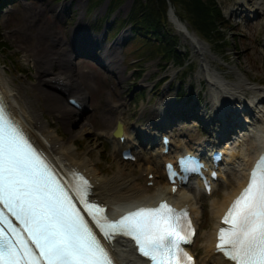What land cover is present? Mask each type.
Returning <instances> with one entry per match:
<instances>
[{
    "label": "snow or ice",
    "instance_id": "snow-or-ice-1",
    "mask_svg": "<svg viewBox=\"0 0 264 264\" xmlns=\"http://www.w3.org/2000/svg\"><path fill=\"white\" fill-rule=\"evenodd\" d=\"M73 179L72 186L62 182L0 103V222L7 226L0 227V264H114L78 203L85 205L104 236L134 239L150 264H192L181 247L190 242L186 211L162 202L111 221L105 209L88 202V182L82 176ZM223 223L227 227L220 229L218 250L234 264H264V160L253 169Z\"/></svg>",
    "mask_w": 264,
    "mask_h": 264
},
{
    "label": "bare ground",
    "instance_id": "bare-ground-1",
    "mask_svg": "<svg viewBox=\"0 0 264 264\" xmlns=\"http://www.w3.org/2000/svg\"><path fill=\"white\" fill-rule=\"evenodd\" d=\"M242 2L243 3L240 2L242 5L255 2L257 7L256 11L261 13L263 10V3L259 0H242ZM26 9V23L19 30L25 35V41L33 39L34 42L33 47L27 50L24 56L27 61L32 62L36 68V76L39 81L37 84H30V87H36L38 93L35 95V101L27 93L22 94L20 90L13 87L10 80L6 78L5 71L0 64V95L1 99L8 106L12 118L38 149L42 150L47 155L48 161L53 165L54 169L69 186H72L74 183L73 177L78 181L79 176H82L90 185L87 199L89 201L99 202L108 207L109 212L113 215L118 214L121 210L136 206L140 201L155 202L167 195L182 205V201L185 200L195 215L198 217L202 215V212L197 207L196 201L198 196L191 195L187 190H178L176 194L171 195L169 193L170 189L168 184L160 185L156 180H154L153 189L150 190L145 184L136 181L130 172L124 173L123 169H120V167H118L112 175L104 176L89 154L77 151L74 139L81 136L84 131H87V125L89 124L84 122V120L78 122L74 110L66 106L59 97V92L52 90L47 84H50L48 81H52L56 83L57 86H60L59 89L61 88L65 93L76 94L80 97L81 85L79 81H83L90 88L95 87L94 74L89 69L78 67L79 65H77V62L72 61V47L76 44V41L74 39L72 42L65 40L61 31L55 28V22H49L48 20L41 21V17L45 14L43 8H39L38 11H35L30 4H26ZM65 10L66 8L62 7L60 13L64 14V12H66ZM232 11V9L228 10L230 13ZM82 17L77 25L76 31L87 34L88 38L84 44L87 46L88 50H91L93 44L102 45L101 41L103 37H96V35L94 36L87 33L90 31V25L85 23ZM172 21L175 22L174 17ZM176 25L179 29H183L184 27L179 23ZM33 28L37 29L36 33L31 32ZM186 34V38L197 44L198 47L196 46V48H198V55L205 57L204 45L197 42L192 33L186 32ZM77 36L83 37L81 34ZM126 36L127 33L122 36L121 40H124ZM120 45L122 44L118 42L117 46ZM94 47L93 45L92 48ZM113 52L114 53H111L109 49L106 53L101 54L100 57H104V61L108 63L110 70L117 69L116 72L121 74L122 68H120V63L122 60L119 58L118 51ZM92 54H95V51L92 52ZM205 60L206 59H201L203 72L208 74L207 81L210 98H207L209 103H206L210 104L211 110L213 111L211 120H219L225 116L228 117L230 113L229 105H231L232 108H238L239 106L242 108L246 106L249 110L248 115L250 117L253 116L259 131L252 136L246 135L243 139L244 141L246 140L245 144L236 146L237 149L232 151V157L237 158L239 154L242 157L239 163L237 160L236 163L239 167L235 169L241 171V175L239 178H230L223 186L226 188L233 185V188L231 187L232 190L221 194L218 198L219 200L215 199L212 202L210 214L212 215V219H218V221L215 223L214 230H210L206 238L207 243L204 246V258L213 254L215 249L216 228L219 226L221 215L228 207L227 205L231 202L235 193H238L246 184L248 179L246 170L251 167L256 155L264 150V144H260L261 141L264 142V109L260 107L261 96L264 93V89L259 86L260 82H255V77H242L234 71L237 81H227L229 79L211 69L212 67H210ZM56 63L59 66V70L57 71L54 70V65H56ZM203 75L205 76L204 73ZM247 92L249 94L251 93V100H249L250 105H247L246 100L242 98ZM40 96L44 99L43 105L46 107L47 111L56 113L58 115L57 119L62 123L65 130L70 132V140L66 141L58 134L57 130L52 129L50 127L51 123L44 117L43 111L35 106ZM225 97H228V99L223 101ZM166 98L167 96L165 99ZM114 104L116 103L113 100V96L111 93H108L107 104L99 117L104 124L111 123V125H113L112 129L116 121L119 119L122 120L121 115L116 116L115 110L117 105L115 106ZM157 111L160 114L167 111V108L163 106V103L157 104L151 116H153L154 113L156 114ZM153 118L152 120H154ZM76 123L79 129L73 133L71 128ZM196 141L197 143L203 142V139L200 138L198 133ZM175 146L178 151H181L182 148H189V143H175ZM162 148L161 143L158 144L157 148H154L158 154L156 158L153 157L150 159L151 161H148V169L151 170L153 163H157L156 159H161V155L159 154H161ZM119 151V147L116 143H113L112 152L115 155H119ZM140 171H147V169ZM199 186L201 185L199 184ZM77 198L79 199V196H77ZM111 249L120 264H140L128 243L123 239L115 241ZM214 259L218 261L219 264H228L224 261L223 257H214Z\"/></svg>",
    "mask_w": 264,
    "mask_h": 264
},
{
    "label": "rangeland",
    "instance_id": "rangeland-1",
    "mask_svg": "<svg viewBox=\"0 0 264 264\" xmlns=\"http://www.w3.org/2000/svg\"><path fill=\"white\" fill-rule=\"evenodd\" d=\"M222 12L229 19V25L221 29L223 36L225 37L226 45L224 50H219L215 48L213 44L208 43L204 39L200 38L198 42L205 47V57H201L197 54V49L194 47L193 42L186 38V30L189 27V23L186 20V16L180 15L177 13L176 8L173 4L169 2L168 8V18L171 24L172 30L177 33L182 38V43L184 44L185 51L183 54H188L189 59L185 61V63H190L194 65L191 72L186 75V73L181 74L180 68L173 66H168L169 70L168 74L165 72L164 65L160 66L159 58H153L152 60L142 63L141 65L144 67L146 65L147 75L145 76L142 82H149L152 85H156L158 80H160L163 76H171L173 81V88H176L180 83L186 88L189 89L192 86L191 95H195V97L201 99V106L203 110L207 111L210 109V104L207 101L210 93L206 84L202 81V68L200 64L202 63L201 59H206L205 61L212 67L215 72H219L222 76L229 79L227 81L236 82L237 77L234 72H237L242 77H255V82L264 83V0H259L263 3V14H260L252 9L255 7V3H253L250 7L251 9L245 15L239 16V7L237 6V0H216ZM91 0H67L59 2L57 0H14L12 3L7 4V6L2 7L0 10V31L1 35L7 40L10 44L11 50L7 52L6 55L10 57V60L7 59V56L4 55L3 51L0 49V64L3 70L5 71V76L8 78L16 89L20 90L22 94L27 93L32 99L35 101V95L38 93L36 87H30V84H37L38 79L36 78V70L33 64H29L26 62L25 52L33 47L34 42L31 40H24L25 35L19 30L26 23V15L27 9L26 4H30L35 11H38L39 8H43L45 10V14L41 17V21L48 20L49 22H55V28L59 31L63 32V36L66 39H69L70 31L73 27H76L79 23L83 12H85V16L83 17L84 22L90 25V29L95 26V19L101 18L106 13V4L105 3L98 4L92 14L86 15L87 9H89ZM82 4V5H81ZM62 7L66 8V12L64 14L59 15L60 9ZM130 3L126 2L121 9V15H127L130 12ZM232 9L233 11L230 13L228 10ZM183 10V9H182ZM98 11V12H96ZM172 13V14H169ZM59 15V16H58ZM119 15V13H118ZM171 15V16H170ZM175 18V22L172 21V18ZM177 23L182 24L183 29H179L177 27ZM110 24V23H109ZM93 25V27H92ZM92 27V28H91ZM190 28V27H189ZM188 28V29H189ZM31 32L36 33L37 29L33 28ZM100 34V33H99ZM96 34V35H99ZM64 38V39H65ZM198 39L197 37H195ZM65 39V40H66ZM130 40V39H129ZM130 42L128 41V44ZM227 52V55L225 54ZM136 59L133 50L126 54V63L121 62L120 68H122L121 74H117L116 70H109L91 67L92 70L95 71L96 75V89L92 94V102H91V112L84 117L88 120V122L93 126V128L98 129V127H104L99 120V113L103 109L106 103V95L108 92L113 93L114 100L116 102L123 100H127L131 104V110H129L128 114L125 116V120L129 122V124H133L135 119H131L134 112L141 113L142 107L145 109L151 110L153 107H156L157 103L161 100L163 101L164 94L168 91L170 96H175L177 92L173 89L170 91L169 87H165V92L159 96L155 91L149 92L150 96H153V103L137 102V100L131 99L130 95L126 96L127 93L130 92V87L137 85L132 84L131 82L138 83L139 87H143L141 82H138L135 79H132L134 73L136 72H127L126 65H134V60ZM189 60V61H188ZM82 64L80 67L90 66L92 62L88 59H81ZM12 62L16 65L15 68H18L19 71H26L27 76L33 78L25 79L24 75H21L18 70H16L12 64ZM133 63V64H132ZM135 68V67H134ZM54 70H58V65H54ZM135 70V69H133ZM132 70V71H133ZM234 71V72H233ZM137 77V76H135ZM32 81V82H29ZM184 81V82H182ZM112 83L116 90L115 92L111 91L109 88V84ZM151 85V86H152ZM150 90V88H149ZM159 96V97H158ZM140 99L146 98L142 95H139ZM203 98V99H202ZM207 102V103H206ZM44 99L40 96L39 101L35 103V106L43 111L44 117L50 121V127L52 129L57 130L58 134L62 136L66 141L70 140V132L66 131L63 127L62 123L57 120V118L53 117L51 112H48L46 107L43 105ZM156 104V105H155ZM154 105V106H153ZM136 107V108H135ZM153 108V109H154ZM80 118L79 120H82ZM183 127V126H182ZM191 128V127H190ZM197 128H193L195 130ZM71 130L74 132L77 131V128L73 127ZM183 132L175 133L177 138H181L182 135L188 133V130L183 127L181 129ZM77 151L80 153H87L93 161L96 163L97 167L100 169L101 174L104 176H110L112 173L120 167L123 169L124 173H132L136 176V164H132L126 161H120L118 156L112 154L110 147L105 148L99 142V139L95 136V132L91 133L84 132L81 136L75 138ZM81 140V141H80ZM78 141L79 144H78ZM104 146V147H103ZM104 148L106 150H104ZM104 150V151H103ZM102 158H101V154ZM104 156H110V162L104 161ZM144 158H142L143 160ZM144 167V166H143ZM161 176V174H158ZM233 178L240 177V172H235L232 174ZM162 177V176H161ZM224 190V186L218 191V193H222ZM211 201L212 199L201 198V203L203 204V212L206 214V218L203 217L201 220L202 227L204 230L199 234V239L197 241V245L195 249L199 251V253H203L205 251L204 246L207 243V236L212 229L214 223L212 220L211 211Z\"/></svg>",
    "mask_w": 264,
    "mask_h": 264
},
{
    "label": "trees",
    "instance_id": "trees-1",
    "mask_svg": "<svg viewBox=\"0 0 264 264\" xmlns=\"http://www.w3.org/2000/svg\"><path fill=\"white\" fill-rule=\"evenodd\" d=\"M104 1L92 0L91 8ZM126 1L111 0L105 20L109 19ZM169 2L175 6L178 14L186 16L191 29L221 51L224 50L226 41L221 29L227 27L229 23L216 0H134L130 14L119 20L115 30L118 31L126 26L133 27L135 34L133 47L139 49L138 52L136 51V56L140 57L142 62L161 57L164 61L174 62L182 67L185 65L187 55L181 53L179 37L170 27ZM0 49L4 53L11 50L9 42L1 33ZM185 73H188V70H185Z\"/></svg>",
    "mask_w": 264,
    "mask_h": 264
},
{
    "label": "water",
    "instance_id": "water-1",
    "mask_svg": "<svg viewBox=\"0 0 264 264\" xmlns=\"http://www.w3.org/2000/svg\"><path fill=\"white\" fill-rule=\"evenodd\" d=\"M170 14H172V13H170Z\"/></svg>",
    "mask_w": 264,
    "mask_h": 264
}]
</instances>
